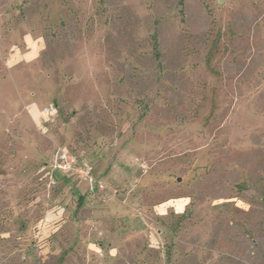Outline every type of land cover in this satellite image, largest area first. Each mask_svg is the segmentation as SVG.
I'll use <instances>...</instances> for the list:
<instances>
[{
  "label": "rangeland",
  "instance_id": "1",
  "mask_svg": "<svg viewBox=\"0 0 264 264\" xmlns=\"http://www.w3.org/2000/svg\"><path fill=\"white\" fill-rule=\"evenodd\" d=\"M0 264H264V0H0Z\"/></svg>",
  "mask_w": 264,
  "mask_h": 264
},
{
  "label": "built area",
  "instance_id": "2",
  "mask_svg": "<svg viewBox=\"0 0 264 264\" xmlns=\"http://www.w3.org/2000/svg\"><path fill=\"white\" fill-rule=\"evenodd\" d=\"M46 111L47 113H50L51 109H47ZM51 163L50 172L52 175L57 171L63 175H71L79 181L87 182L91 191L103 190L106 188L103 179L100 177L98 178L95 175L94 164L85 158L81 159L77 154L70 150H58Z\"/></svg>",
  "mask_w": 264,
  "mask_h": 264
},
{
  "label": "crops",
  "instance_id": "3",
  "mask_svg": "<svg viewBox=\"0 0 264 264\" xmlns=\"http://www.w3.org/2000/svg\"><path fill=\"white\" fill-rule=\"evenodd\" d=\"M65 177H67V178H69V179H72L73 177L70 175V176H68V175H64ZM83 183H86V182H83Z\"/></svg>",
  "mask_w": 264,
  "mask_h": 264
}]
</instances>
